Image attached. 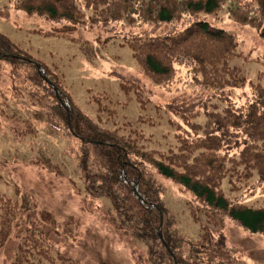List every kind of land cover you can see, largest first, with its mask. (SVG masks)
I'll list each match as a JSON object with an SVG mask.
<instances>
[{
    "label": "trees",
    "instance_id": "16d2710c",
    "mask_svg": "<svg viewBox=\"0 0 264 264\" xmlns=\"http://www.w3.org/2000/svg\"><path fill=\"white\" fill-rule=\"evenodd\" d=\"M16 6L48 20L56 36L86 25L107 31L104 41L120 38L155 83L189 89L194 98L167 105L181 121L175 145L148 147L130 124L119 131L93 120L76 105L56 67L31 57L0 31V65L10 64L15 94L26 96L63 135L86 192L82 207L88 209L91 199L109 200L106 218L144 246L150 264H257L243 262L228 244L224 222L264 235V205L232 201L222 184L227 178L234 189L251 180L249 190L264 195V70L248 80L231 62L241 55L243 38L211 18L225 8L236 24L264 38V0H17ZM163 26L166 31H160ZM111 73L124 89L138 91L141 106L146 102L137 77ZM6 115L0 105V123L11 124L15 114ZM19 126L30 127L25 121ZM157 174L190 194L200 224L195 241L178 232ZM26 203L20 208L0 191V249ZM10 264L85 263L62 252L30 218Z\"/></svg>",
    "mask_w": 264,
    "mask_h": 264
},
{
    "label": "rangeland",
    "instance_id": "374dc122",
    "mask_svg": "<svg viewBox=\"0 0 264 264\" xmlns=\"http://www.w3.org/2000/svg\"><path fill=\"white\" fill-rule=\"evenodd\" d=\"M16 1L0 0V31L28 55L56 67L82 111L109 129L123 131L130 124L144 134L148 147L175 145V131L181 121L167 105L193 101L189 89L185 92L155 83L120 38L104 41L107 31L86 25L67 37L56 36L51 34L53 25L48 20L28 14L16 6ZM86 13L90 15L91 10ZM211 21L243 38L241 55L231 62L242 68L248 80L255 79L258 71L264 70V38L252 27L236 24L225 8ZM167 28L163 26L160 31ZM10 69V64L1 63L0 105L7 115L15 116L9 125L0 123V191L20 208L21 202L27 203L0 249V264H10L22 228L30 218L44 226L62 252L85 264H150L144 246L120 228L117 220L106 218L107 210H111L109 200L91 199L88 209L82 207L86 192L63 135L26 96L15 94ZM113 70L139 79L143 87L138 88L139 92L146 99L142 106L138 91L124 89L120 78L111 73ZM198 120L202 121V115ZM22 121L30 127L21 128ZM156 177L178 232L195 241L200 224L192 216L190 194L169 178ZM250 182L236 183L238 187L232 189L225 178L222 187L232 201L254 207L264 205V195L257 189L249 190ZM224 231L228 244L243 262L264 264V235L250 234L230 219L225 220Z\"/></svg>",
    "mask_w": 264,
    "mask_h": 264
}]
</instances>
